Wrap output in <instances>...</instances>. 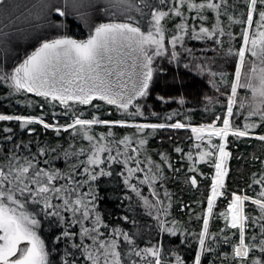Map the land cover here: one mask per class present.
<instances>
[{
	"label": "snow or ice",
	"instance_id": "obj_1",
	"mask_svg": "<svg viewBox=\"0 0 264 264\" xmlns=\"http://www.w3.org/2000/svg\"><path fill=\"white\" fill-rule=\"evenodd\" d=\"M20 7L0 0V86L26 109L0 112V264H264V160L247 189L227 183L230 146L264 145V0H73L82 38L49 19L68 0ZM193 76L210 86L205 122L187 107ZM161 130H175L171 151L150 147ZM182 167L205 190L187 219L168 187ZM117 177L128 203L109 219L100 188Z\"/></svg>",
	"mask_w": 264,
	"mask_h": 264
},
{
	"label": "trees",
	"instance_id": "obj_2",
	"mask_svg": "<svg viewBox=\"0 0 264 264\" xmlns=\"http://www.w3.org/2000/svg\"><path fill=\"white\" fill-rule=\"evenodd\" d=\"M71 35H74L76 38H82L85 33L82 31H78L76 33L72 32ZM2 56L3 53L0 55V57ZM170 85V80L167 86L162 81L157 85L156 90L159 92L165 91ZM185 89L186 94L189 98V104L187 105V107L194 109V111L191 113L193 117V123L205 122L208 114L203 111V107L199 103V94L201 91H209L210 86L200 78L193 76L185 80ZM5 96L6 88L4 86H0V112L11 113L13 111H26L21 103H17L16 98H12L11 102H9V100L4 99ZM32 99L39 100L41 98L32 96ZM171 107L176 108L177 105L172 104ZM36 111L38 113L39 109H36ZM118 116L119 114H117V117L114 118H118ZM4 123L5 122H0V125H3ZM37 127L40 139H48L53 143L56 141V139H58L55 136V133L51 132V130H48L47 136H45V131L42 126ZM17 131H19V129H17ZM180 133L181 134L177 137L176 142H182L183 145H187V135H190V133L185 132V130H180ZM32 135L35 136L36 134ZM62 135L63 139L60 142L63 143L65 147H67L68 134L63 133ZM175 135V130H161L157 136L150 139V147L153 150L168 149L169 151H171V145L173 141L169 139V137ZM28 138V134H24V139L27 140ZM230 148L234 152V154L240 153L243 157H245V159H241V155H234L233 159L230 161V173L227 183L233 189H247V184L250 182L251 173L253 171H257L260 166L259 160H253L252 157L253 155H255L264 160V145H261L259 141L253 139L245 143H240L238 147L235 145H231ZM172 155L173 164L183 163L177 159L179 154L173 152ZM156 159H158V157H156ZM56 164L59 167H63V159L61 158L60 160L56 161ZM204 170L207 171L208 169L205 167ZM185 171L186 170L182 167L181 173L179 174L181 176V179L177 181L175 178H173V180L170 181L168 185L171 191L175 194L178 201H180L179 203L173 205L172 210L173 215L179 219H187V210L185 209L184 211H181L182 204L186 202L190 205L195 206L193 202L197 199H200L205 191L203 188H201L200 190L192 189L189 185L183 183L182 176ZM169 174L172 175L171 172H169ZM102 179H105L107 181L109 178ZM201 180H203L202 177ZM123 191L124 189L122 187V177H117L116 179L111 180V182H106L101 185L100 194L102 199L100 201V206L101 210L106 213L109 219H115L116 217L123 215L126 211L128 202L124 201V206L122 207L121 199H119V197H122ZM139 211L142 212V210ZM129 214L131 215V213ZM143 220L149 221L150 218L144 216ZM222 223L223 222L221 221V225ZM129 227H131V225H129Z\"/></svg>",
	"mask_w": 264,
	"mask_h": 264
},
{
	"label": "rangeland",
	"instance_id": "obj_3",
	"mask_svg": "<svg viewBox=\"0 0 264 264\" xmlns=\"http://www.w3.org/2000/svg\"><path fill=\"white\" fill-rule=\"evenodd\" d=\"M10 4H19L21 7L19 11L16 12L17 15H19L20 12L24 11V6L25 5H30L34 2H38V0H8ZM48 2L52 5L59 6L61 8H64L65 5V0H48ZM73 0H68V7L66 11L68 12L67 16H60L59 13L55 12L52 10L49 15V19L53 21L54 23H60L64 22L67 25V32L68 34L76 33L78 31H82L85 34L87 33V28L84 26V23L82 20H80L77 16V10H75L72 7ZM0 19H2V15H0ZM21 27L27 28V25H21ZM45 30L50 34L51 33V28L48 25H45ZM35 35V32H31L29 34L26 32L24 35L20 36L16 41L15 44L19 46L20 53L22 55V52L25 48H27L30 43L32 42V36ZM2 52H0V55ZM10 57V63L12 62L13 59H15L14 55L12 53H9ZM13 58V59H12Z\"/></svg>",
	"mask_w": 264,
	"mask_h": 264
},
{
	"label": "water",
	"instance_id": "obj_4",
	"mask_svg": "<svg viewBox=\"0 0 264 264\" xmlns=\"http://www.w3.org/2000/svg\"><path fill=\"white\" fill-rule=\"evenodd\" d=\"M30 95H32L33 97H35L34 94H30ZM37 98H39V97H37Z\"/></svg>",
	"mask_w": 264,
	"mask_h": 264
},
{
	"label": "flooded vegetation",
	"instance_id": "obj_5",
	"mask_svg": "<svg viewBox=\"0 0 264 264\" xmlns=\"http://www.w3.org/2000/svg\"><path fill=\"white\" fill-rule=\"evenodd\" d=\"M71 35V34H70Z\"/></svg>",
	"mask_w": 264,
	"mask_h": 264
}]
</instances>
